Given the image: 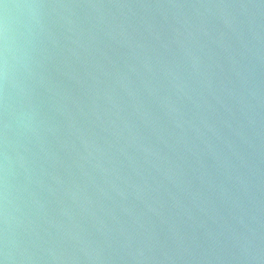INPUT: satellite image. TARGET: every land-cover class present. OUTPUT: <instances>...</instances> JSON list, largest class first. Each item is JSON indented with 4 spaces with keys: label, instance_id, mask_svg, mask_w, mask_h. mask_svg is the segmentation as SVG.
I'll return each mask as SVG.
<instances>
[{
    "label": "water",
    "instance_id": "1",
    "mask_svg": "<svg viewBox=\"0 0 264 264\" xmlns=\"http://www.w3.org/2000/svg\"><path fill=\"white\" fill-rule=\"evenodd\" d=\"M5 253L264 264V0H0Z\"/></svg>",
    "mask_w": 264,
    "mask_h": 264
},
{
    "label": "clouds",
    "instance_id": "2",
    "mask_svg": "<svg viewBox=\"0 0 264 264\" xmlns=\"http://www.w3.org/2000/svg\"><path fill=\"white\" fill-rule=\"evenodd\" d=\"M4 7H5V9H7L8 6L4 5ZM4 39H5V41L7 40V30H6V28H5V31H4ZM5 126H7V125H5ZM0 264H8V256H7L6 253L3 255L2 258H0Z\"/></svg>",
    "mask_w": 264,
    "mask_h": 264
}]
</instances>
